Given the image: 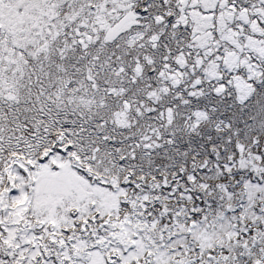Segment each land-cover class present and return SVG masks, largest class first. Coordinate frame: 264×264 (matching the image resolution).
<instances>
[{"label":"snow or ice","instance_id":"1","mask_svg":"<svg viewBox=\"0 0 264 264\" xmlns=\"http://www.w3.org/2000/svg\"><path fill=\"white\" fill-rule=\"evenodd\" d=\"M0 264H264V0H0Z\"/></svg>","mask_w":264,"mask_h":264}]
</instances>
